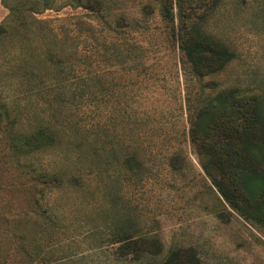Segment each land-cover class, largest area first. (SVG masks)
Listing matches in <instances>:
<instances>
[{
    "label": "rangeland",
    "instance_id": "rangeland-1",
    "mask_svg": "<svg viewBox=\"0 0 264 264\" xmlns=\"http://www.w3.org/2000/svg\"><path fill=\"white\" fill-rule=\"evenodd\" d=\"M91 1L94 11L53 0L5 19L0 0V264H34L21 236L61 264H158L174 247L195 248L204 264H264L249 203L232 209L190 149L186 104L196 90L233 88L257 97L264 117V0ZM162 3L177 34L187 15H206L202 33L234 54L222 72L186 81ZM39 127L58 140L30 155L22 139ZM126 233L158 236L163 255L119 256Z\"/></svg>",
    "mask_w": 264,
    "mask_h": 264
},
{
    "label": "trees",
    "instance_id": "trees-1",
    "mask_svg": "<svg viewBox=\"0 0 264 264\" xmlns=\"http://www.w3.org/2000/svg\"><path fill=\"white\" fill-rule=\"evenodd\" d=\"M7 1L1 0L2 6L8 10L5 19L27 4L31 12L41 13L53 8V0H16L15 3L10 0L11 5ZM215 6L212 3L207 11ZM82 7L90 11L96 9L91 0H85ZM160 14L167 36L173 41L178 40L179 63L186 81L188 77L199 82L204 77L216 75L234 58L233 52L226 46L202 33L200 25L206 15L196 12V17L192 13L187 15L177 34L171 4L162 3ZM3 31L4 25L0 24V33ZM186 104L188 143L211 186L238 212L242 208L240 202H248L250 212L245 215V220L264 229V117L259 99L255 96L242 97L233 88L204 98L196 90L192 97L186 95ZM58 136L49 127H39L25 134L22 141H25L31 155L43 147L52 146ZM178 162H184L180 151L170 158L173 169L178 168ZM52 178L57 186H62L61 178L56 174ZM250 181H259L260 189L250 187ZM25 237L19 238V244L25 249L28 262L62 263L63 258L55 254L48 259L43 258L39 254V242H28ZM115 244H118L116 253L119 256H131L136 261L145 257L154 260L164 253L163 243L156 235L126 233L119 236ZM163 256L158 264H204L193 247H174Z\"/></svg>",
    "mask_w": 264,
    "mask_h": 264
},
{
    "label": "crops",
    "instance_id": "crops-1",
    "mask_svg": "<svg viewBox=\"0 0 264 264\" xmlns=\"http://www.w3.org/2000/svg\"><path fill=\"white\" fill-rule=\"evenodd\" d=\"M6 15H7V14H6ZM5 17H6V16H5ZM5 17H4V18H5Z\"/></svg>",
    "mask_w": 264,
    "mask_h": 264
}]
</instances>
